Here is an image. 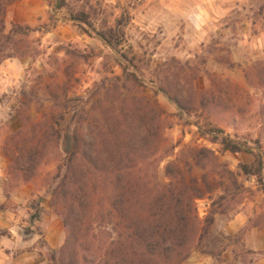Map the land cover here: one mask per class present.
<instances>
[{
	"label": "rangeland",
	"instance_id": "obj_1",
	"mask_svg": "<svg viewBox=\"0 0 264 264\" xmlns=\"http://www.w3.org/2000/svg\"><path fill=\"white\" fill-rule=\"evenodd\" d=\"M46 3L47 18L32 27L40 31L7 52L15 58L6 62L29 61L28 69L0 95V145L10 163L1 212L16 226V239L31 241L33 231L47 249L45 230L55 226L64 246L46 250L48 264L112 263L113 245L128 232L120 216L119 229L107 224L108 198L122 196V183L133 181L136 192L127 199L145 215L176 165L202 195L195 201L198 233L181 264L197 253L219 255L216 218L226 223L260 207L264 174L246 175L242 167L256 156L225 152L204 132L218 127L264 160V0H66L63 9ZM85 22L120 43L116 50ZM64 26L80 39L50 51L44 36ZM124 57L139 83L119 66ZM155 101L165 114L158 118ZM69 127L85 138L83 152L95 154L97 171L86 159L66 158L60 137ZM63 180L67 190L55 200Z\"/></svg>",
	"mask_w": 264,
	"mask_h": 264
},
{
	"label": "trees",
	"instance_id": "obj_2",
	"mask_svg": "<svg viewBox=\"0 0 264 264\" xmlns=\"http://www.w3.org/2000/svg\"><path fill=\"white\" fill-rule=\"evenodd\" d=\"M15 1L0 0V66L4 62L15 58L14 55L7 54L8 51L19 47L31 33L40 31L39 28L33 29L29 26L13 25L10 32H7V9ZM55 1L58 2V9H63L66 5V0ZM70 21L74 23L78 22L76 19H71ZM84 24L96 35L97 39L104 42L110 49L115 51L116 46H119L120 43L115 46L114 41L109 39L106 33H96L88 23L85 22ZM84 32L90 37L94 36L91 32ZM124 60L119 66L136 83H139L140 79L137 72L132 69L135 66L127 57H124ZM124 62H128L130 67ZM171 100L181 111L184 110V113L187 111L178 100ZM159 108L157 101H155L153 113L157 118L160 114L165 115ZM204 136H210L215 142L220 143L225 152L255 155V163L242 167L243 171L246 175L261 176L264 174V160L259 154H256V149L250 146L248 142L227 136L218 127H210V129L204 132ZM60 139L64 142V152L68 161L74 163L81 161L83 158L87 160L89 165L94 167V170H98L99 166L95 154L83 152L82 148L86 145V140L75 134L72 127H69L64 134H61ZM257 146L260 148L259 142ZM175 166L169 168L171 183L159 195L150 200L149 204L145 205V215H136L134 212L135 205L127 199L128 194L136 192V186L133 181L122 183L121 189L124 192V196L116 195L115 199L108 198L109 204L105 207L107 209V219H109L107 224L115 226L116 219L120 216L123 219L124 228L128 232V235L122 234V242L113 245L111 254L114 262L109 264H181L188 258L190 246L197 236L200 225L195 201L202 199V195L197 188L187 186L184 176ZM71 167L70 169L72 170ZM65 180L60 182L57 189L52 192L55 200H59L61 194L67 190ZM122 181L118 180L116 184ZM111 187L112 185L108 186V188ZM116 229L119 228L116 227ZM29 232L31 236L26 237V239L32 238L35 234L33 231Z\"/></svg>",
	"mask_w": 264,
	"mask_h": 264
},
{
	"label": "crops",
	"instance_id": "obj_3",
	"mask_svg": "<svg viewBox=\"0 0 264 264\" xmlns=\"http://www.w3.org/2000/svg\"><path fill=\"white\" fill-rule=\"evenodd\" d=\"M48 10L46 0H16L8 6L6 25L9 28L13 25L37 27L47 18ZM76 39H80V36L70 27L64 26L47 33L43 41L53 51ZM87 44L93 45L95 40L88 38ZM29 64V61H9L0 67V95L16 88ZM9 165L0 145V264H48L46 250H58L64 246V238L60 236L59 230L55 226H47L46 249L45 246L37 245L42 238L39 234L34 235L37 238L31 241L16 239V226H13L11 219L7 220L6 213L1 212V207L7 203L6 172ZM260 205L259 209L254 205L252 209L232 216L226 223L218 216L212 230L214 238H220L219 255L210 257L197 253L188 264H264V194ZM5 232H9V235Z\"/></svg>",
	"mask_w": 264,
	"mask_h": 264
}]
</instances>
